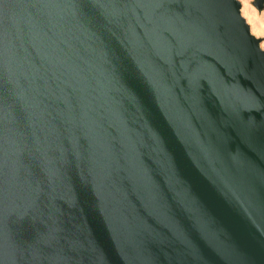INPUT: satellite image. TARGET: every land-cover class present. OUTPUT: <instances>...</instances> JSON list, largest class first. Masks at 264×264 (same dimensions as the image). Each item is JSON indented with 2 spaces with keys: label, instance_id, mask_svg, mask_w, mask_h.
Segmentation results:
<instances>
[{
  "label": "water",
  "instance_id": "obj_1",
  "mask_svg": "<svg viewBox=\"0 0 264 264\" xmlns=\"http://www.w3.org/2000/svg\"><path fill=\"white\" fill-rule=\"evenodd\" d=\"M0 264H264L237 0H0Z\"/></svg>",
  "mask_w": 264,
  "mask_h": 264
},
{
  "label": "rangeland",
  "instance_id": "obj_2",
  "mask_svg": "<svg viewBox=\"0 0 264 264\" xmlns=\"http://www.w3.org/2000/svg\"><path fill=\"white\" fill-rule=\"evenodd\" d=\"M237 1L239 3V6H240V14L242 16V13H241V1L240 0H237ZM249 4H250V7H251L250 9L252 10V16H255V17H253L254 19L252 21L248 20V18L245 17V16H242V18L244 19V21L247 24L248 28L252 31V33L250 32L251 35H253L255 38H258L259 39V43L261 45L262 42L264 41V3H263V5H262V7L260 9L256 8L253 5V0H250ZM251 24H252V26H251ZM254 26H255V28H253ZM252 28H253V30H252ZM255 29H257V30H255ZM254 30L257 31V32H255ZM263 50H264V48H263Z\"/></svg>",
  "mask_w": 264,
  "mask_h": 264
},
{
  "label": "bare ground",
  "instance_id": "obj_3",
  "mask_svg": "<svg viewBox=\"0 0 264 264\" xmlns=\"http://www.w3.org/2000/svg\"><path fill=\"white\" fill-rule=\"evenodd\" d=\"M241 1V13H242V16H245V17H247L248 18V20H253L254 18L253 17H255V16H252V10L250 9L251 7H250V4H249V2H250V0H240ZM239 14H240V6H239ZM240 16H241V14H240ZM241 16V17H242ZM249 23V22H248ZM252 23V22H251ZM253 24V23H252ZM252 24H251V26H252ZM251 28V27H250ZM253 28H255V26L253 27ZM253 28H252V30H253ZM249 29V28H248ZM255 30H257V29H255ZM254 30V31H255ZM252 33V31L249 29V33ZM255 32H257V31H255ZM250 33V34H251ZM255 35V34H254ZM259 47L261 48V49H263L264 48V41L262 42V44L260 45V43H259Z\"/></svg>",
  "mask_w": 264,
  "mask_h": 264
}]
</instances>
